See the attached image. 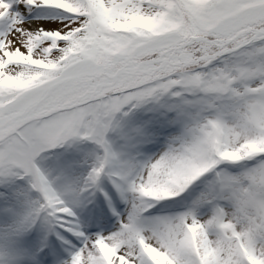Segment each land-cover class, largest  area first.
<instances>
[{
    "label": "snow or ice",
    "instance_id": "6c2138e0",
    "mask_svg": "<svg viewBox=\"0 0 264 264\" xmlns=\"http://www.w3.org/2000/svg\"><path fill=\"white\" fill-rule=\"evenodd\" d=\"M0 264H264V0H0Z\"/></svg>",
    "mask_w": 264,
    "mask_h": 264
}]
</instances>
